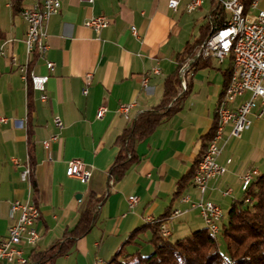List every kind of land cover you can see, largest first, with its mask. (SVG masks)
I'll return each mask as SVG.
<instances>
[{
  "label": "crops",
  "instance_id": "1",
  "mask_svg": "<svg viewBox=\"0 0 264 264\" xmlns=\"http://www.w3.org/2000/svg\"><path fill=\"white\" fill-rule=\"evenodd\" d=\"M168 1L93 0L89 4L63 0L60 12L47 23L48 49L39 57L25 54L26 24L20 12L12 10L11 0H0V116L7 120L0 123V238L10 225V203L31 201L40 213L35 225L40 238L34 247H22L25 258L32 248L43 250L59 242L96 199L100 203L91 230L55 264H97L99 260L107 264L119 251L147 256L153 250L149 229L123 246L132 232L148 225L147 218L167 221L169 242L183 239L205 228L192 204L201 198L215 204L225 221L232 203L243 199V178L264 173L263 107L253 112L249 129L239 138L230 135L229 126L225 128L218 163L226 172L210 180L203 195L194 186L201 138L213 125L225 72L232 66L230 59L219 65L198 57L199 65L205 67L190 68L196 60L191 59L180 70L181 91L185 86L189 89L181 111L161 120L136 145L139 163L131 165L116 184L109 181L118 152L116 139L139 114L159 104L177 55L198 39L212 8L211 0H201L196 11L187 13V0L173 12ZM30 3L23 0L20 9ZM258 6L264 7V1L258 0ZM95 15L107 17L108 27L99 32L85 28L84 21ZM11 56L37 75L46 73L44 60L55 64L46 85V101L40 100L39 92H28ZM155 69L159 73L149 76L143 86L142 80ZM29 100L34 190L21 181L29 164ZM240 101L235 100L232 107ZM123 107L128 110L124 112ZM100 108L104 114L97 118ZM54 117L61 121L60 128ZM53 136L58 138L55 143L50 142ZM72 160L85 164L86 179L65 175ZM132 197H137L136 202H130ZM175 210L179 215L171 217Z\"/></svg>",
  "mask_w": 264,
  "mask_h": 264
},
{
  "label": "built area",
  "instance_id": "2",
  "mask_svg": "<svg viewBox=\"0 0 264 264\" xmlns=\"http://www.w3.org/2000/svg\"><path fill=\"white\" fill-rule=\"evenodd\" d=\"M30 1V5L20 12L21 18L26 24L25 54L27 56L42 57L48 49L47 23L52 16L60 12L63 0H45L43 4H36V0ZM81 1L89 4L93 2V0ZM185 1L187 0H169L167 6L171 11L176 12L180 4ZM211 1L212 8L206 19L208 34L198 47L193 59L198 57L210 58L221 65L225 62V58H232V60H235V71L231 72L228 84L223 90L215 109V133L194 169L193 184L201 195L206 192L210 180L222 176L226 172V167L218 163L225 128L229 126L230 135L239 138L249 129L250 116L253 112L260 111L264 107V7H259L258 0H253L249 7L244 10V18H237L235 13L236 0ZM200 6L201 0H188L184 10L187 13H193ZM218 11L223 13V19L220 22L215 20L217 15H214ZM38 18H45V30H38ZM109 23L107 17L95 15L86 19L83 25L85 28L99 32L107 28ZM234 28H241L238 52L233 56H226V48ZM131 32L135 37L137 36L135 27L131 28ZM10 59L20 73L21 79L27 85V74L33 72L29 71L26 65L17 64L14 56H11ZM44 67L46 69L45 74H35L37 92L41 94V101L48 99L46 85L49 77L55 72V64L52 61L44 60ZM158 73V69L153 70L142 80V85L146 86L149 76ZM182 77L181 73V87H183ZM83 94H87L86 89L83 90ZM237 99H241V101L233 108L232 104ZM122 110L126 112L128 107H123ZM103 114L104 109L100 108L97 118H101ZM6 122L7 120L0 116V123ZM53 122L56 127H61V121L58 117H54ZM57 139V136H53L50 142L55 143ZM65 175L69 178L84 180L88 177V172L83 162L72 160L67 163ZM254 176L251 173L243 178L241 186L243 192L246 191ZM29 177L30 166L27 164L21 173V181L30 185ZM228 194L229 191L223 195ZM136 200L137 197H132L130 202L134 203ZM183 200L186 201L187 199ZM247 202L246 200L245 203ZM191 206L199 210L205 228H209V233L217 234V237H219L221 225L224 222L222 210L202 198ZM34 208L37 207L31 201L14 200L10 203V225L7 235L0 238V264L27 263L26 258L23 256L22 247H34L40 238V233L35 226L39 217L34 216ZM178 215L179 212L175 210L172 212L171 217ZM146 222L151 225L158 222V220L150 217L146 219ZM158 225L160 239L166 242L169 241L171 233L167 221H160ZM97 264L106 263L99 260Z\"/></svg>",
  "mask_w": 264,
  "mask_h": 264
},
{
  "label": "trees",
  "instance_id": "3",
  "mask_svg": "<svg viewBox=\"0 0 264 264\" xmlns=\"http://www.w3.org/2000/svg\"><path fill=\"white\" fill-rule=\"evenodd\" d=\"M23 0H11L12 10L21 12L20 4ZM253 0H243L245 8H248ZM217 22L223 19L222 11L216 12ZM208 27L200 28L199 37L193 43L185 45L176 57V67L164 82V90L159 104L150 111L139 114L116 139L115 145L118 152L113 167L110 171L109 181L112 184L119 182L129 170L130 166L139 163L135 147L138 143L148 138L161 120L169 118L181 111L183 102L189 95L188 86L181 91L180 70L184 64L194 58L199 45L206 39ZM200 59H196L191 67L199 65ZM206 65L202 66L205 67ZM231 74V66L225 72V85L228 84ZM32 89L28 85V92ZM31 105L28 103L27 117V152L29 165L33 166V145L31 141ZM216 129V120L205 136L201 138V151L195 162V167L205 153L209 141ZM130 157V158H129ZM30 184L35 189L32 172L29 177ZM243 199L233 202L221 225L219 237L212 236L206 228L193 231L189 236L174 242L162 241L158 234L159 222L148 224L143 229L132 232L123 246L130 244L139 233L149 229L152 237L150 244L152 252L147 256L139 253L125 255L122 251L115 254L107 264H264V173L254 176L252 182L243 192ZM248 201L245 203V201ZM98 199L90 202L83 211L76 225L65 230L59 242H56L43 250L32 248L29 250L26 264H55L56 260L67 256L76 240L85 236L92 228L96 219ZM169 212L164 214L167 217ZM164 220V219H163ZM162 221V220H161ZM218 238L224 245V251L220 249Z\"/></svg>",
  "mask_w": 264,
  "mask_h": 264
},
{
  "label": "bare ground",
  "instance_id": "4",
  "mask_svg": "<svg viewBox=\"0 0 264 264\" xmlns=\"http://www.w3.org/2000/svg\"><path fill=\"white\" fill-rule=\"evenodd\" d=\"M45 0H36V4H43ZM244 2L243 0H236V6H235V13L237 18H244ZM37 28L38 30H45V18H38L37 19ZM241 38V28H234L232 36L229 38V43L226 48V56H233L234 54H237L238 52V41ZM230 59L232 66H231V72L235 71V60H232V58H225V61ZM30 85L32 91L37 92V84L35 81V74L34 73H28L27 74V86ZM31 172V168H30ZM39 209L34 208V216L39 217ZM209 232V228H206ZM212 236L217 237V234L210 233Z\"/></svg>",
  "mask_w": 264,
  "mask_h": 264
},
{
  "label": "rangeland",
  "instance_id": "5",
  "mask_svg": "<svg viewBox=\"0 0 264 264\" xmlns=\"http://www.w3.org/2000/svg\"><path fill=\"white\" fill-rule=\"evenodd\" d=\"M218 241H219V244H220V249L223 252L224 251V245H223V243H222L220 238H218Z\"/></svg>",
  "mask_w": 264,
  "mask_h": 264
}]
</instances>
